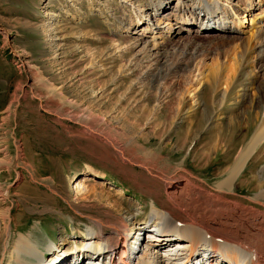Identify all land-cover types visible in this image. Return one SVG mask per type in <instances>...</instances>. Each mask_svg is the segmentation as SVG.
Instances as JSON below:
<instances>
[{"label":"rangeland","instance_id":"rangeland-1","mask_svg":"<svg viewBox=\"0 0 264 264\" xmlns=\"http://www.w3.org/2000/svg\"><path fill=\"white\" fill-rule=\"evenodd\" d=\"M124 1L0 0V65L8 81L6 89L0 84V261L19 235L40 249L48 242L61 248L78 242L90 219H149L153 181L115 159L84 127L214 187L262 121L264 104H255L264 88V46L233 44L218 29L187 32L186 25L180 37L154 50L126 33L151 0ZM224 91L229 100L215 111ZM216 135L227 151L199 159ZM261 151L235 185L248 204L257 192L249 170L257 176L263 168ZM79 183L93 193L80 192ZM174 244L167 240L163 248Z\"/></svg>","mask_w":264,"mask_h":264},{"label":"bare ground","instance_id":"bare-ground-1","mask_svg":"<svg viewBox=\"0 0 264 264\" xmlns=\"http://www.w3.org/2000/svg\"><path fill=\"white\" fill-rule=\"evenodd\" d=\"M171 1L151 0L145 10L141 6L126 33L136 37L138 43L151 45L154 50L180 37L186 25L190 28L187 32L218 29L227 32L233 44L241 40L246 44L264 46V6L256 8L258 4H264V0H258L257 4H253V0H174L175 7L170 9L168 4ZM146 12L149 13L146 15ZM152 12L156 14L154 20H150ZM162 20L166 25L160 28ZM241 34L248 36L241 38ZM246 61L242 60V68L246 69L249 65ZM214 73H207L206 77H216L220 81L222 77ZM226 91L217 102L215 111L229 100ZM263 104L264 88L255 106ZM262 116L249 142L238 152L235 163L226 170V178L214 187L187 177L181 167L165 170L158 164L150 163L146 157H137L133 151L116 142L110 133L84 127L91 138L101 139L99 141L106 144L111 153L113 151L115 159L127 164L126 167H138L153 181L151 194L154 196L150 200L149 219L141 223L136 216L126 221L89 218L91 225L80 232L78 242L62 243L61 248L48 242L44 249H40L29 237L19 235L0 264H264V166L257 176L249 170L252 173L250 179L256 182L257 188L249 204L238 198L235 191V185L248 163L261 158L264 112ZM219 117L212 120L209 126L219 121ZM215 129L208 128V131ZM219 138L220 135L215 136L211 150L201 148L197 154L204 157L198 158H205L208 162L213 154L226 152L227 147L220 146ZM202 140H198L199 143ZM93 190V187L79 183V191H84L85 195L92 194ZM2 214L1 219L8 223L5 224V234L9 236L12 219L8 211ZM145 232L147 238L154 236V240L142 239ZM167 240L175 241V244L164 250ZM177 248L187 250L175 252ZM6 251L5 245L3 256Z\"/></svg>","mask_w":264,"mask_h":264},{"label":"crops","instance_id":"crops-1","mask_svg":"<svg viewBox=\"0 0 264 264\" xmlns=\"http://www.w3.org/2000/svg\"><path fill=\"white\" fill-rule=\"evenodd\" d=\"M8 62L10 63V61H8ZM4 63L7 64V62H4ZM1 66H3V68H4V64L3 65H0V84H2V86L4 87V89H6V86L8 84V81H7L6 77L3 75V73L1 72V68H2ZM15 85H16V83H15Z\"/></svg>","mask_w":264,"mask_h":264}]
</instances>
